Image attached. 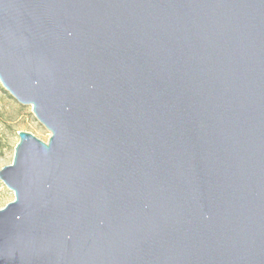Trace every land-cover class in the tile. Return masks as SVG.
I'll return each instance as SVG.
<instances>
[{
  "label": "water",
  "instance_id": "obj_1",
  "mask_svg": "<svg viewBox=\"0 0 264 264\" xmlns=\"http://www.w3.org/2000/svg\"><path fill=\"white\" fill-rule=\"evenodd\" d=\"M0 82V264H264V0H0Z\"/></svg>",
  "mask_w": 264,
  "mask_h": 264
},
{
  "label": "rangeland",
  "instance_id": "obj_2",
  "mask_svg": "<svg viewBox=\"0 0 264 264\" xmlns=\"http://www.w3.org/2000/svg\"><path fill=\"white\" fill-rule=\"evenodd\" d=\"M22 131L32 133L46 143L51 138V132L33 113V107L19 103L0 82V170L13 164L20 142L18 134ZM14 200V192L0 180V210Z\"/></svg>",
  "mask_w": 264,
  "mask_h": 264
}]
</instances>
